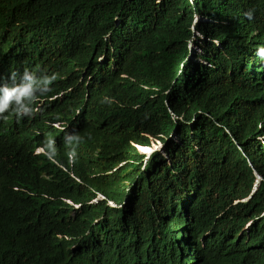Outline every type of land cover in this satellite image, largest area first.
<instances>
[{"label":"trees","instance_id":"trees-1","mask_svg":"<svg viewBox=\"0 0 264 264\" xmlns=\"http://www.w3.org/2000/svg\"><path fill=\"white\" fill-rule=\"evenodd\" d=\"M0 264H264V0H0Z\"/></svg>","mask_w":264,"mask_h":264},{"label":"rangeland","instance_id":"rangeland-1","mask_svg":"<svg viewBox=\"0 0 264 264\" xmlns=\"http://www.w3.org/2000/svg\"><path fill=\"white\" fill-rule=\"evenodd\" d=\"M154 149H160L163 150L162 144L159 142H154L152 147H149L148 150H146L148 153H151Z\"/></svg>","mask_w":264,"mask_h":264},{"label":"clouds","instance_id":"clouds-1","mask_svg":"<svg viewBox=\"0 0 264 264\" xmlns=\"http://www.w3.org/2000/svg\"><path fill=\"white\" fill-rule=\"evenodd\" d=\"M147 152V151H146Z\"/></svg>","mask_w":264,"mask_h":264}]
</instances>
